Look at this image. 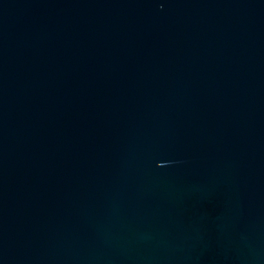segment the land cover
Masks as SVG:
<instances>
[{
    "label": "water",
    "instance_id": "95a60500",
    "mask_svg": "<svg viewBox=\"0 0 264 264\" xmlns=\"http://www.w3.org/2000/svg\"><path fill=\"white\" fill-rule=\"evenodd\" d=\"M0 264H264V0H0Z\"/></svg>",
    "mask_w": 264,
    "mask_h": 264
}]
</instances>
